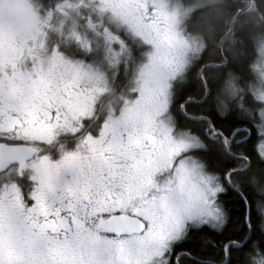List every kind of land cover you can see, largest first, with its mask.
<instances>
[{
    "label": "snow or ice",
    "instance_id": "6c2138e0",
    "mask_svg": "<svg viewBox=\"0 0 264 264\" xmlns=\"http://www.w3.org/2000/svg\"><path fill=\"white\" fill-rule=\"evenodd\" d=\"M0 264H264V0H0Z\"/></svg>",
    "mask_w": 264,
    "mask_h": 264
},
{
    "label": "trees",
    "instance_id": "16d2710c",
    "mask_svg": "<svg viewBox=\"0 0 264 264\" xmlns=\"http://www.w3.org/2000/svg\"><path fill=\"white\" fill-rule=\"evenodd\" d=\"M255 47V44L253 43V45ZM251 46V47H252ZM250 48H245L242 49V52L245 51V54H243L242 56L244 57V62L242 64L239 65L240 68V75L247 81V83L249 84H258L259 79L257 78V75L254 71L251 70V64H248V57H246L249 53L252 52V49ZM257 56V51L255 50V58ZM254 58V59H255ZM255 60H253L251 63H253ZM243 86V85H242ZM234 213L236 214V216H239V208L238 207H234L233 208Z\"/></svg>",
    "mask_w": 264,
    "mask_h": 264
},
{
    "label": "bare ground",
    "instance_id": "6f19581e",
    "mask_svg": "<svg viewBox=\"0 0 264 264\" xmlns=\"http://www.w3.org/2000/svg\"><path fill=\"white\" fill-rule=\"evenodd\" d=\"M251 49H252V52L251 53H249L246 57H248V64H251V62L253 61V60H255L254 58H255V47L254 46H252L251 47ZM243 54H245V51H243L242 52V55ZM254 85H255V82H254Z\"/></svg>",
    "mask_w": 264,
    "mask_h": 264
},
{
    "label": "rangeland",
    "instance_id": "374dc122",
    "mask_svg": "<svg viewBox=\"0 0 264 264\" xmlns=\"http://www.w3.org/2000/svg\"><path fill=\"white\" fill-rule=\"evenodd\" d=\"M259 56V53H258V51H257V56H256V58ZM256 58H255V60H256ZM255 62V61H254ZM257 75V74H256ZM255 86H257V87H259L260 86V81H258V84L256 85L255 84Z\"/></svg>",
    "mask_w": 264,
    "mask_h": 264
},
{
    "label": "flooded vegetation",
    "instance_id": "af4514ba",
    "mask_svg": "<svg viewBox=\"0 0 264 264\" xmlns=\"http://www.w3.org/2000/svg\"><path fill=\"white\" fill-rule=\"evenodd\" d=\"M247 81H248V78H247ZM249 84H250V82H249ZM251 85V84H250Z\"/></svg>",
    "mask_w": 264,
    "mask_h": 264
}]
</instances>
